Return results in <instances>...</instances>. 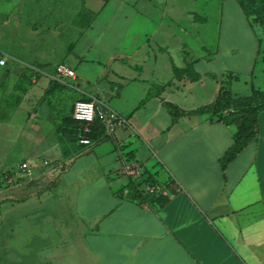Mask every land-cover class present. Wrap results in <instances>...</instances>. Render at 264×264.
Segmentation results:
<instances>
[{
	"label": "crops",
	"instance_id": "1",
	"mask_svg": "<svg viewBox=\"0 0 264 264\" xmlns=\"http://www.w3.org/2000/svg\"><path fill=\"white\" fill-rule=\"evenodd\" d=\"M111 3L0 0V60L5 62L0 67L8 75L34 74L58 83L51 77L65 65L75 73L64 81L74 102L106 103L128 124L93 146L76 144L78 154L64 173L71 179L55 187L74 222L72 253L78 264H264V107L254 139L224 168L220 160L232 145L235 126L209 114L172 123L170 113V107L190 112L209 105L222 87L240 99L264 86L250 85L248 95L234 92L239 78L223 73L219 51L198 35L189 44L177 43L172 53L174 15L166 24L164 17L175 10L157 8L150 0L135 7L154 25L157 20L150 37L135 51L112 53L102 46L108 42L100 41L111 24L109 17H100ZM120 3L126 10V0ZM154 13L162 14L160 21ZM183 13L191 28L208 24L194 11ZM262 37L256 40L259 47ZM58 39L75 46L60 62L49 53L34 58L28 53Z\"/></svg>",
	"mask_w": 264,
	"mask_h": 264
},
{
	"label": "rangeland",
	"instance_id": "2",
	"mask_svg": "<svg viewBox=\"0 0 264 264\" xmlns=\"http://www.w3.org/2000/svg\"><path fill=\"white\" fill-rule=\"evenodd\" d=\"M148 1L126 0L125 10L123 6L119 9L120 0H112L100 17V20L111 19L110 27L100 40L108 44L102 46L112 53L120 49L130 53L139 48L157 24V20L154 25L145 18L148 14L135 9ZM150 1L159 6L157 8L167 5L175 10L174 14L164 17L166 24L174 15L175 26L171 29L176 44L172 53H176L177 43L189 44L198 35L213 52L219 51L218 62H222L223 73L231 72L239 78L233 82L234 92L248 95L250 85L264 86V41L260 47L256 41L264 35L258 26L248 25L237 0ZM261 7L264 11V6ZM183 10L205 16L207 26L199 27L200 30L191 28ZM84 15L78 19L81 23ZM155 15L162 16L161 13ZM178 26L185 28V35ZM62 41L56 40L53 46H36L28 53L33 58L41 52L49 53L50 58L60 62L75 48ZM14 47L22 54V50L17 51L20 46ZM256 50H259L258 55ZM212 68L218 71L220 66ZM70 91L69 83H54L34 74L14 77L0 67V264H78V256L72 253L74 222L66 215V203L57 198L60 189H55L62 179H71L70 173H64L78 154L73 139L71 108L74 100ZM53 154L57 157L53 158ZM22 162L32 168L34 177L31 179L19 173ZM23 214L33 217L27 221ZM64 250L68 254L63 256Z\"/></svg>",
	"mask_w": 264,
	"mask_h": 264
},
{
	"label": "trees",
	"instance_id": "3",
	"mask_svg": "<svg viewBox=\"0 0 264 264\" xmlns=\"http://www.w3.org/2000/svg\"><path fill=\"white\" fill-rule=\"evenodd\" d=\"M242 12L251 25L259 26L264 34V0H237ZM260 8V10H259ZM89 100V99H88ZM264 107V90L254 91L248 98L233 99L230 92L222 87L216 99L209 105L200 107L194 111H178L170 107L172 123L181 116H200L209 114L217 116L227 126H235L236 130L232 136V145L220 160L222 168L226 166L243 148H245L256 135L257 114ZM226 111V114L222 113ZM72 113V110H71ZM73 139L75 143L78 131V123L72 119ZM102 133L98 122L93 124L91 138L96 140Z\"/></svg>",
	"mask_w": 264,
	"mask_h": 264
},
{
	"label": "built area",
	"instance_id": "4",
	"mask_svg": "<svg viewBox=\"0 0 264 264\" xmlns=\"http://www.w3.org/2000/svg\"><path fill=\"white\" fill-rule=\"evenodd\" d=\"M4 61L0 60V65H4ZM75 73L72 69L65 65H58L55 73L51 77L53 81L64 83L66 79H74ZM72 119L78 123V131L76 135L77 144L83 147H90L101 142L105 138L111 137L115 131L121 127L127 126V121L117 114L108 104L100 102L96 99L77 100L74 102L71 113ZM98 122L102 133L96 140L91 138L93 124ZM48 162H44V166ZM19 173L31 179L34 177L32 168L22 162L19 165ZM154 189H149V193H153Z\"/></svg>",
	"mask_w": 264,
	"mask_h": 264
}]
</instances>
